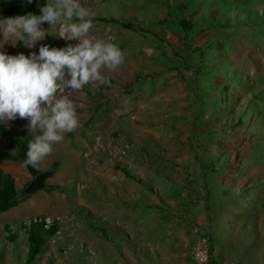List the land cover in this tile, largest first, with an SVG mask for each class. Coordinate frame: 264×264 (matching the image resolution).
<instances>
[{"label":"rangeland","instance_id":"374dc122","mask_svg":"<svg viewBox=\"0 0 264 264\" xmlns=\"http://www.w3.org/2000/svg\"><path fill=\"white\" fill-rule=\"evenodd\" d=\"M80 3L94 13L89 36L124 61L102 72L106 85L57 93L79 121L39 164L57 191L24 195L25 167L0 162L27 197L0 214V264H24L30 220L59 228L33 264H199L204 239L217 264H264V0ZM59 32L40 43H75ZM7 126L17 133L16 120Z\"/></svg>","mask_w":264,"mask_h":264},{"label":"clouds","instance_id":"9594fccd","mask_svg":"<svg viewBox=\"0 0 264 264\" xmlns=\"http://www.w3.org/2000/svg\"><path fill=\"white\" fill-rule=\"evenodd\" d=\"M32 3V0H27ZM38 14L0 17V125L26 120L27 132H38L27 143L24 167L37 168L53 146L78 127L74 104L61 89L81 90L92 82L108 84L104 70L113 71L124 61L112 42L89 36L94 13L80 0H44ZM47 24L48 30L42 27ZM60 28L58 38L66 43L50 47L40 43L50 26ZM36 48L27 55L7 54L4 46Z\"/></svg>","mask_w":264,"mask_h":264},{"label":"trees","instance_id":"16d2710c","mask_svg":"<svg viewBox=\"0 0 264 264\" xmlns=\"http://www.w3.org/2000/svg\"><path fill=\"white\" fill-rule=\"evenodd\" d=\"M44 0H32V3H27V0H0V16H14L22 15L27 12H34L38 14V4H43ZM47 25L46 23L43 24ZM124 28L130 29L132 31L143 29L139 25L132 23H121ZM179 25L184 32V48L193 53L198 48H192L188 41V31L191 28V23L186 18H182L179 21ZM143 31V30H142ZM46 44L50 47H62L56 39L49 40ZM178 54V53H176ZM17 133H13L8 126L0 125V139L6 143L7 149L0 150V162L7 163H22L25 158V152L27 150V143L34 136L27 132L24 125L21 123L20 119H16ZM58 166V162L52 163V171H54ZM26 172L33 179L39 173H41L39 166L37 168H32L31 166L25 167ZM126 177L130 175L124 170L119 169ZM59 188L57 186H45L44 191L49 193L51 191H57ZM27 197L20 194L16 189L14 178L8 172L3 171L0 168V214L5 213L15 207H17L21 202H23ZM206 205V209H208ZM25 239H26V255L24 259V264H33L37 257L44 251L47 244L48 238L54 236L58 232V225L55 221L45 225L42 221L30 220L27 223H20ZM5 230L8 232L9 227L5 225ZM7 238L10 242H14L15 235L8 233ZM208 241V240H207ZM212 245L211 242L208 244L207 258L204 264H217L212 257Z\"/></svg>","mask_w":264,"mask_h":264},{"label":"water","instance_id":"95a60500","mask_svg":"<svg viewBox=\"0 0 264 264\" xmlns=\"http://www.w3.org/2000/svg\"><path fill=\"white\" fill-rule=\"evenodd\" d=\"M51 171H44L34 177L24 189V195H32L37 191H41L46 186V179L51 176Z\"/></svg>","mask_w":264,"mask_h":264},{"label":"built area","instance_id":"2783aa9c","mask_svg":"<svg viewBox=\"0 0 264 264\" xmlns=\"http://www.w3.org/2000/svg\"><path fill=\"white\" fill-rule=\"evenodd\" d=\"M207 258V246L206 240H202L198 243L195 251V259L199 264H204Z\"/></svg>","mask_w":264,"mask_h":264}]
</instances>
